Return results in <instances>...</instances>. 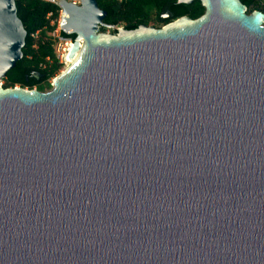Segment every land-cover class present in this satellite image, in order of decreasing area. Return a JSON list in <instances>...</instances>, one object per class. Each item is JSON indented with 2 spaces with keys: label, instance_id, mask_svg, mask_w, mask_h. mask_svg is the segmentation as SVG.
Instances as JSON below:
<instances>
[{
  "label": "water",
  "instance_id": "obj_1",
  "mask_svg": "<svg viewBox=\"0 0 264 264\" xmlns=\"http://www.w3.org/2000/svg\"><path fill=\"white\" fill-rule=\"evenodd\" d=\"M76 35L48 92L3 88L27 32L0 0V264H264V13ZM165 18H173L172 14Z\"/></svg>",
  "mask_w": 264,
  "mask_h": 264
},
{
  "label": "trees",
  "instance_id": "obj_2",
  "mask_svg": "<svg viewBox=\"0 0 264 264\" xmlns=\"http://www.w3.org/2000/svg\"><path fill=\"white\" fill-rule=\"evenodd\" d=\"M248 9L264 13V0H240ZM102 11L107 12L104 23L116 28L124 24V29L133 31L141 26H150L152 21L167 25L179 18L193 20L205 13L200 1L192 5L178 4L177 0H97ZM18 16L27 32L23 58L3 80V88L19 86L23 89H37L47 92L52 86L50 81L62 69L55 50L51 33L56 30L60 7L42 0H16ZM173 18L167 19V13ZM161 28V27H160ZM102 33L106 31L101 28ZM113 34L117 29L112 30ZM62 38L74 41L76 35L62 32Z\"/></svg>",
  "mask_w": 264,
  "mask_h": 264
},
{
  "label": "built area",
  "instance_id": "obj_3",
  "mask_svg": "<svg viewBox=\"0 0 264 264\" xmlns=\"http://www.w3.org/2000/svg\"><path fill=\"white\" fill-rule=\"evenodd\" d=\"M50 4H56L57 0H42ZM71 2H74L75 4L78 3V0H72ZM59 6V4H57ZM61 25V24H60ZM62 32L63 30H56L54 35V39L59 42V50L57 54V58L60 62V64L63 65H69L68 62V52H69V44L72 45V40L64 39L62 38Z\"/></svg>",
  "mask_w": 264,
  "mask_h": 264
},
{
  "label": "rangeland",
  "instance_id": "obj_4",
  "mask_svg": "<svg viewBox=\"0 0 264 264\" xmlns=\"http://www.w3.org/2000/svg\"><path fill=\"white\" fill-rule=\"evenodd\" d=\"M67 1H69V2H71L72 0H67ZM57 4H59L58 2L55 4V5H57ZM78 5L80 4V0H78V3H77ZM62 11H60V15H59V19H58V21L56 22V30H62L61 29V27H60V24H61V21H62ZM164 26V24H161V23H157L156 21H152L151 22V25L149 26V27H154V28H160V27H163ZM124 27V24H120V25H118L115 29H120V28H123ZM106 29V31L104 32V33H108V34H112L113 32H112V30H114V29H107V28H105ZM55 30V31H56ZM55 31L53 32V33H51L50 35H51V37L54 39V33H55ZM54 44H55V50H56V53L58 54V50H59V42L57 41V40H55L54 39ZM63 65V64H62ZM67 66L68 65H63L62 66V69L56 74V76L55 77H57V76H59L66 68H67ZM53 81H54V79H52L51 81H50V86H52L53 85ZM2 83L4 84L5 83V81H3L2 80ZM19 87V86H18ZM33 90H37L36 88L35 89H33ZM51 89L49 88L48 90H47V92L48 91H50Z\"/></svg>",
  "mask_w": 264,
  "mask_h": 264
},
{
  "label": "bare ground",
  "instance_id": "obj_5",
  "mask_svg": "<svg viewBox=\"0 0 264 264\" xmlns=\"http://www.w3.org/2000/svg\"><path fill=\"white\" fill-rule=\"evenodd\" d=\"M57 2L60 4L61 0H57ZM61 17H62V16H61ZM61 22H62V21H61ZM72 44H73V42H72ZM68 46H69V50H70V48H71L72 45L69 44ZM68 62H69V60H68ZM69 63H70V62H69Z\"/></svg>",
  "mask_w": 264,
  "mask_h": 264
},
{
  "label": "flooded vegetation",
  "instance_id": "obj_6",
  "mask_svg": "<svg viewBox=\"0 0 264 264\" xmlns=\"http://www.w3.org/2000/svg\"><path fill=\"white\" fill-rule=\"evenodd\" d=\"M169 14H170V13L168 12L167 15H169ZM113 29H115V28H113Z\"/></svg>",
  "mask_w": 264,
  "mask_h": 264
}]
</instances>
